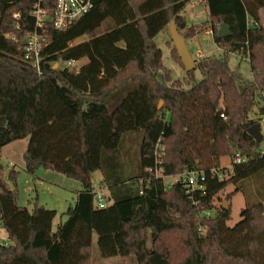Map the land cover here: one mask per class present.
I'll use <instances>...</instances> for the list:
<instances>
[{
	"label": "trees",
	"instance_id": "trees-1",
	"mask_svg": "<svg viewBox=\"0 0 264 264\" xmlns=\"http://www.w3.org/2000/svg\"><path fill=\"white\" fill-rule=\"evenodd\" d=\"M190 1L93 0L90 12L66 29H46L38 75L24 61L20 44L6 38L16 33L15 13L22 17L18 37L32 29L29 13L37 0H0V149L27 139V173L43 168L80 184L67 220L52 231L56 212L36 198L30 211L19 207L16 189L0 178V219L12 242L0 250V264H90L94 235L102 259L264 264V198L242 210L233 228L225 225L229 206L216 208L213 201L230 183L264 172V154L247 132L257 124L248 116L264 92V27L258 15L264 0H201L222 55L193 59L201 80H195L194 69L174 80L154 38L168 32L170 23L184 41L207 25L186 24L183 11ZM41 6L51 12L54 0H42ZM105 22L110 25L100 32ZM221 24L231 35L219 40ZM166 45L184 70L171 40ZM229 53L247 59L251 83L230 69ZM82 59L86 63L77 71L59 66ZM130 85L134 88L110 109L108 98ZM259 113L264 115V106ZM128 133L140 135L139 171L123 180L117 175ZM158 141L164 147V176L202 171L201 190L187 193L183 183L167 187L154 178L148 170ZM103 152L109 153L108 173ZM236 154L246 162L231 172L220 169V158ZM96 172H101L99 190L106 192L104 208L95 204ZM9 179L15 186L13 169Z\"/></svg>",
	"mask_w": 264,
	"mask_h": 264
},
{
	"label": "rangeland",
	"instance_id": "rangeland-1",
	"mask_svg": "<svg viewBox=\"0 0 264 264\" xmlns=\"http://www.w3.org/2000/svg\"><path fill=\"white\" fill-rule=\"evenodd\" d=\"M186 24L188 26L200 27L203 24H207L196 35L185 40V47L192 59L195 58V54L199 53L200 58L207 56L219 57L222 55V50L216 46L213 42L212 35L205 34L206 30H211L212 26L209 25L210 17L206 6L201 3V0H191L183 11ZM260 23L264 27V8L261 11ZM110 22H105L100 28V32H104ZM213 34V33H212ZM87 38H80L75 43L85 41ZM170 40L169 32H160L155 38L154 42L162 53V63L166 69L170 71L171 78L176 80H182L185 78V71L177 64H175L171 57L169 48L166 42ZM86 63L85 59L75 62L73 69H79ZM227 63L231 70H236L242 80L246 83L253 81L252 73L249 63L245 58H239L238 56L229 53L227 54ZM60 68H64V64H59ZM194 78L196 81L201 80V75L198 69L194 68ZM160 79V75H158ZM134 88L130 85L117 91L114 95L108 98V106L113 109L120 100L128 93V91ZM160 104V103H159ZM162 106V103L160 107ZM264 106V92L260 96L256 97V104L249 114L250 120L257 121L259 125V133L261 135V141L258 142L257 151L264 154V115L261 116L259 109ZM159 107V108H160ZM139 134L128 133L126 134L125 141L121 145L120 152V173L117 175L123 180L131 179L138 174V159L139 153L137 145ZM27 139L17 140L1 149L0 159V178L7 184V186L17 191V205L24 207L27 210H31L35 198L37 202L45 206L49 210L56 212V216L52 223V231H55L56 227L60 223H64L67 220L65 212L68 209H73L75 203V191L80 190V184L78 181L69 179L51 170L39 168L34 175H31L25 171L23 154L27 147ZM107 152H103V167L106 173L109 172L110 162L105 160L108 156ZM204 163H207L209 156L205 153ZM228 157V156H227ZM225 157L220 158L219 167L224 168ZM8 165H13L15 171V186L9 179L10 168ZM101 172L94 173L92 185L96 191H99V181ZM116 176V175H115ZM174 177H165L164 183L169 187L174 180ZM239 187L240 190L235 192V189ZM106 192L103 191V194ZM231 195L227 200V196ZM260 198H264V172L249 177L239 184L230 183L219 192L214 198V205L216 208L222 207L223 202L229 206L230 215L229 220L225 225L228 228H233L240 221V213L248 205L253 204L256 201H260ZM206 217H209L206 214ZM90 264H136L135 260L131 257L120 258L114 257L110 259H102L97 247V239L94 235L92 238V252Z\"/></svg>",
	"mask_w": 264,
	"mask_h": 264
},
{
	"label": "built area",
	"instance_id": "built-area-1",
	"mask_svg": "<svg viewBox=\"0 0 264 264\" xmlns=\"http://www.w3.org/2000/svg\"><path fill=\"white\" fill-rule=\"evenodd\" d=\"M41 2L42 0H37L29 13L33 23L32 29L23 32L22 36L18 37L16 33L21 29L22 17L20 13H15L12 15V20L16 33H9L6 35V38L20 44L24 61L30 64L38 75L41 74V53L46 29L50 27L56 31H62L88 14L93 7V0H54V6L50 12L47 8L41 6ZM205 34L212 35V31L210 29L206 30ZM200 57L199 53L195 54L196 59ZM75 62L74 60L65 62L64 67L68 70L77 71V69H73ZM163 156L164 147L158 141L153 151L154 167L148 170L153 173L154 178L164 179L167 177L164 176L162 168L160 167ZM225 161L227 163L222 169L227 173L232 171L234 165L245 163L246 159L236 154L233 158L225 157ZM8 167L10 170L13 169V165H8ZM219 178H221L220 175ZM202 181H204V172L192 171L174 177L173 183H183L184 189L189 193L194 190H201L203 188L202 185H200ZM95 193L96 206L98 208H104L103 190L96 191ZM10 246H12V242L0 219V250L9 248Z\"/></svg>",
	"mask_w": 264,
	"mask_h": 264
},
{
	"label": "water",
	"instance_id": "water-1",
	"mask_svg": "<svg viewBox=\"0 0 264 264\" xmlns=\"http://www.w3.org/2000/svg\"><path fill=\"white\" fill-rule=\"evenodd\" d=\"M168 32L170 34V40L173 43V46L175 48L177 56L180 59L182 66L184 68V71L185 72L192 71L195 68V63H194V60L191 58V56L189 55V53L185 47L184 39L178 34L175 26L172 23H170V25H169ZM230 35H231V32H230L228 26L225 24H221L217 30V34H216L217 39H219V40L225 39V38L230 37ZM56 67H57V64L54 66V68H56ZM160 105H161V103L159 104V107H160ZM247 132L254 139L255 142L258 143L261 141L262 138H261V135L259 133V125L258 124L251 126ZM222 209L223 210L228 209L226 202H223Z\"/></svg>",
	"mask_w": 264,
	"mask_h": 264
},
{
	"label": "crops",
	"instance_id": "crops-1",
	"mask_svg": "<svg viewBox=\"0 0 264 264\" xmlns=\"http://www.w3.org/2000/svg\"><path fill=\"white\" fill-rule=\"evenodd\" d=\"M261 11H262V9L259 10V13H258L259 17H260V15H261ZM259 19H260V18H259ZM100 176H101V175H100ZM100 181H101V177H100ZM100 181H99V182H100ZM101 190H103V189H101ZM78 191H79V190L75 191V201H76V197H77V193H78ZM103 191H104V190H103ZM36 199H37V198H36ZM74 204H75V203H74ZM40 205H41V204H40ZM42 206H43V205H42ZM44 207H45V206H44ZM45 208H46V207H45Z\"/></svg>",
	"mask_w": 264,
	"mask_h": 264
}]
</instances>
